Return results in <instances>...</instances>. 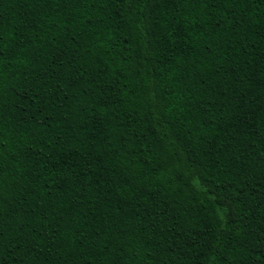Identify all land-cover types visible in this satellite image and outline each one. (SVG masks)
<instances>
[{"label":"trees","instance_id":"1","mask_svg":"<svg viewBox=\"0 0 264 264\" xmlns=\"http://www.w3.org/2000/svg\"><path fill=\"white\" fill-rule=\"evenodd\" d=\"M0 264H264V0H0Z\"/></svg>","mask_w":264,"mask_h":264}]
</instances>
